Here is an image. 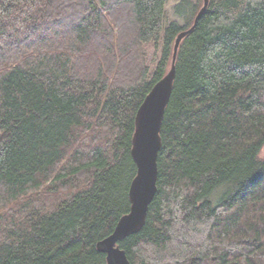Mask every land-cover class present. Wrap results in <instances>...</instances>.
<instances>
[{"label":"trees","instance_id":"trees-1","mask_svg":"<svg viewBox=\"0 0 264 264\" xmlns=\"http://www.w3.org/2000/svg\"><path fill=\"white\" fill-rule=\"evenodd\" d=\"M207 1L178 48L146 224L118 244L130 264H264V0ZM166 2L0 0V264H106L135 114L204 4L180 0L164 28Z\"/></svg>","mask_w":264,"mask_h":264},{"label":"water","instance_id":"water-1","mask_svg":"<svg viewBox=\"0 0 264 264\" xmlns=\"http://www.w3.org/2000/svg\"><path fill=\"white\" fill-rule=\"evenodd\" d=\"M203 1V7L192 27L181 32L175 39L167 74L152 86L135 114L130 156L136 173L128 189L129 211L119 218L113 232L96 244L97 251L105 255L106 264H130L126 252L118 244L139 233L146 224L150 204L157 192V159L162 147L160 132L176 77L178 48L206 10L208 1ZM262 154L264 156V146Z\"/></svg>","mask_w":264,"mask_h":264},{"label":"rangeland","instance_id":"rangeland-1","mask_svg":"<svg viewBox=\"0 0 264 264\" xmlns=\"http://www.w3.org/2000/svg\"><path fill=\"white\" fill-rule=\"evenodd\" d=\"M180 2V0H167L166 6H165V15L163 19V26L164 28L168 27L172 23H177L180 26H183L182 20H180L175 14H174V7ZM160 56V44L158 47L149 46L146 49V58L148 65L151 67V72L154 69L155 65L158 62ZM263 156V154H262ZM264 157V156H263Z\"/></svg>","mask_w":264,"mask_h":264},{"label":"bare ground","instance_id":"bare-ground-1","mask_svg":"<svg viewBox=\"0 0 264 264\" xmlns=\"http://www.w3.org/2000/svg\"><path fill=\"white\" fill-rule=\"evenodd\" d=\"M55 204V203H54ZM60 205V204H59Z\"/></svg>","mask_w":264,"mask_h":264}]
</instances>
